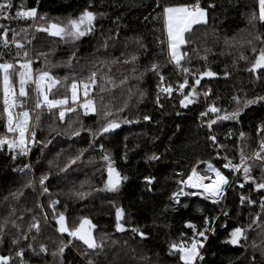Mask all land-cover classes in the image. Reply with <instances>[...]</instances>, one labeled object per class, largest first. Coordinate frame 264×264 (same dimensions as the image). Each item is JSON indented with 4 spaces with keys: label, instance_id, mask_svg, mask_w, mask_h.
Wrapping results in <instances>:
<instances>
[{
    "label": "trees",
    "instance_id": "16d2710c",
    "mask_svg": "<svg viewBox=\"0 0 264 264\" xmlns=\"http://www.w3.org/2000/svg\"><path fill=\"white\" fill-rule=\"evenodd\" d=\"M196 2L207 10V23L194 25L192 32L185 34L190 42L181 51H187L190 59L181 63L193 72L198 69L216 73L214 77L201 79L197 86L201 92L210 89L207 104L214 102L216 106L231 111L237 107L232 100L236 96L243 108L239 123L218 121L211 130L207 121L213 114L200 116L207 107L203 95L188 108L179 106L180 97L176 92L171 98L161 96L157 104L159 78L148 70L152 64H158L166 82L174 85L182 82V75L173 65L166 63L167 37L162 9ZM12 4V14L21 8H36L37 15L44 16L46 21L75 18L85 8L95 12L94 31L75 42H60L47 33L34 32L28 20L0 18V24L17 32L29 29L27 39H23V33L17 39L25 43L34 58V73L44 67V57L37 58V53L45 52L50 61L48 67L57 76L80 79L96 71L99 84H104L105 77L110 76L115 87L107 84L103 93L92 90L97 107H100L99 96L103 95L104 104L118 117L135 122L122 123L113 133L93 141L87 131H81L79 136L70 135L72 129L68 124L79 116L85 128L95 130L98 121L103 122L99 115L85 116L78 108L76 113H66L65 121L61 122L45 112L35 129L36 143L30 153L32 174L14 170L28 165L27 157L12 160L6 148L0 152V223L8 216L10 207H14L15 215L10 219L20 226L17 231L11 223L8 224L0 238V255L13 256L12 264H19L15 253L20 249L24 250L26 264H183L178 254H170L169 244L192 236V230L186 224L192 223L202 229L205 218H208L212 230L206 232L202 264H264V254L251 247L253 239L260 241L255 232L248 233L247 244L244 241L240 245L226 243L234 226L247 225L253 215L260 212L259 201L264 190L256 191L254 185L243 181L242 173L233 176L223 168L224 157L239 163L243 145H247L244 147L246 155L257 149L261 139L257 133L264 126V102L243 107V101L264 96V69L256 74L246 70L258 53L253 54L247 45L240 47V42L250 38L249 33L253 31L247 18L254 10V0H12ZM256 28L264 34V25L257 23ZM31 38L32 45L27 42ZM255 44L260 47L259 42ZM205 49L208 50L206 61L197 55L198 52L203 56ZM0 52L4 54L2 59L11 60L16 49L14 45L9 49L0 47ZM241 52L248 57L247 61L239 59ZM132 55L138 59L134 63H124ZM70 58L71 66H64ZM54 64L59 66L52 67ZM257 75L260 79L256 78ZM122 80L126 83L122 84ZM192 82L193 78L189 76V83ZM63 92L61 85L53 89L57 96ZM80 99L83 100L82 93ZM124 104L127 105L124 111L117 112ZM2 107L0 99V111ZM26 107H34L32 99L28 100ZM144 116L150 119L146 121ZM3 123L0 119V135L5 131ZM77 127L78 124H72V128ZM241 132L246 134L244 141L239 138ZM209 135L216 136L217 146L208 139ZM101 144L103 152L114 161L113 166L121 176L127 177L115 192L103 190L107 170L101 159ZM80 152L83 155L76 163L61 171L69 159ZM153 155L159 159H149ZM198 161L212 163L228 177L230 186L224 200L213 203L201 195H181L179 203L174 202L170 197L178 188L177 180L181 177L187 179L194 166L201 170L205 163L197 165ZM248 163L252 165L251 175L259 181L261 162L249 160ZM42 175L48 176L45 183L49 191L43 200L47 220L37 206L36 185ZM145 177H154V182L147 185ZM29 179L33 180L35 190L24 188V195L18 201L13 199L10 193L22 188ZM240 183H244L243 188L239 187ZM185 191L198 190L186 188ZM78 192L87 195L80 198L76 195ZM241 194L256 203L241 205ZM52 200L59 201L54 208ZM116 208L124 209L121 223L128 229L125 232L116 231ZM225 211L227 216L223 214ZM54 212L65 215L69 228L77 227L81 218L90 219L96 225L93 235L98 242L103 240V248L93 251L67 233L58 232ZM33 218L39 222L38 233L35 229L28 231ZM132 228H138L145 237L133 233ZM23 235L28 239H22ZM13 239L19 243L13 244ZM61 243L65 245L64 252L54 256ZM29 244L31 248L27 247ZM41 245L45 246L46 252L40 251Z\"/></svg>",
    "mask_w": 264,
    "mask_h": 264
},
{
    "label": "snow or ice",
    "instance_id": "6c2138e0",
    "mask_svg": "<svg viewBox=\"0 0 264 264\" xmlns=\"http://www.w3.org/2000/svg\"><path fill=\"white\" fill-rule=\"evenodd\" d=\"M209 7H214V5H209ZM12 8V0H3V2H0V18L4 20L18 19L31 21L29 27L34 32L47 33L50 37L58 38L60 42H75L91 34L95 29V21L97 19V14L90 11L88 8H85L77 17L68 18L66 22L46 21L44 16L37 15L36 8H21L15 11L14 14H12ZM247 19L253 31L249 33L250 38L240 42V47L247 45L253 54L258 53L255 55L250 66L246 69L248 72L256 74L259 70L264 69V34L260 33L256 28L257 23L264 25V0H254V10L250 12ZM162 20L167 37L166 63L173 65L174 69L182 75V82L176 85H174L173 82H166V77L160 72V65L152 64L148 70L154 72L159 78L156 94L157 104L160 102L161 95L171 98L174 92L179 94V106L181 108H188L189 105L197 103L201 95L205 97V102L207 104V97L210 95V89L201 92L198 90L197 86L200 85L201 79L204 77H214L216 73L210 70L200 72L198 69L193 72L189 67L181 63L186 59H190L187 51H181L182 47L190 42L186 40L185 34L191 33L194 25L207 23V10L202 8L199 2L177 6H165L162 9ZM39 21L46 22L39 23ZM9 31H11V37H9ZM21 33L24 34L23 39H27L29 29L23 28L20 32H17L15 29H9L6 25L0 24V47L9 49L14 45L16 49L15 55L11 60L2 59L4 54L0 52V93H2L0 99H2L3 104L2 111H0V119L4 121L3 128L5 130L4 134L0 135V150L6 148L8 153L11 154L12 160L17 159V157H27L29 155L31 146L36 143L35 129L39 127L41 116L45 112L61 122L65 121L66 113H76L78 108L83 110V115L85 116L89 114L99 115L103 118V122L98 121L95 130L85 128L83 124L80 123L79 116L68 124V127L72 129L69 133L70 135L79 136L81 131H87L93 141L98 137L113 133L121 127L122 123L130 124L135 122L127 118L118 117L108 105L104 104L103 95L99 96L100 107H97V98L91 94L92 90L98 89L99 93H103L107 90L105 85L111 84L115 87V83L111 80L110 76L105 77L104 84L98 83V73L96 71H91L87 77L80 79H76L74 76H57L48 67L50 61L47 59L48 53L45 52L37 53V58L44 57V67L34 73V58L30 55L25 43L17 39V36ZM27 42L30 44L31 40L28 39ZM255 42H259V48L256 47ZM226 43L228 42L226 41ZM232 46L235 47V44ZM193 51L197 50L193 49ZM207 51L208 50L205 49V54L203 56H199L197 52L198 58L206 61ZM137 59L138 57L132 55L126 58L124 63H134ZM239 59L247 61L248 57L241 52ZM233 63H235V61H233ZM58 66L59 65L55 64L52 65V67ZM64 66H71V58L67 62H64ZM133 71H135V68H133ZM227 75L228 73L225 72V76ZM189 76L193 78L191 84L189 83ZM256 78L260 79V76L257 75ZM69 80H71V82L67 83ZM121 83H126V80H122ZM57 85H61L64 88V92L59 96L53 93V89H55ZM129 92H131V89H129ZM81 93L83 95V100L80 99ZM29 99H32L34 103V107L31 109L26 107ZM232 100L236 103L237 107L233 108L231 111L218 107L213 102L207 104L205 111L200 112L202 118L208 116L209 113L213 114L207 121L209 130H211L213 125L217 124L218 121H234L239 123V117L243 110L241 101L239 97L236 96H233ZM258 102H264V96H256L254 99L243 101V107H248ZM126 106V104L120 106L117 112H123ZM177 114L179 115V113ZM143 119L147 121L150 117L144 116ZM73 123L78 124L79 127L72 128ZM257 135L261 136L257 149L253 150L250 155H246L244 147L247 145H243L240 149L239 163H233L232 160L224 157L226 163L223 164V168L228 169L231 173H242L243 181L245 183L250 182L254 185L256 191H260L264 190V126L258 130ZM239 138L241 141H244L246 134L241 132ZM208 139L213 142L214 146H217L215 135H209ZM100 148L102 150L101 159L105 162L107 170V179L104 181L103 190L115 192L119 189L121 181L127 179V177L121 176V173L113 166L114 161L111 159L110 155L103 152V144L100 145ZM81 155H83V152H80L74 158H70L68 164L65 165L61 171L66 170L71 164H75ZM149 159L157 160L159 157L153 155L149 157ZM249 160L261 162V178L259 181L251 175L252 165L248 163ZM200 163L206 164L204 174H201L197 170V167L194 166L190 169V174L187 176V179L181 177L177 180L178 188L170 197L174 202L179 203V197L181 195H201L206 200L211 199L213 203H218L223 197L225 187L229 184L228 177L212 163L198 161L197 165ZM14 170L21 173H25L26 171L30 172L31 166L25 165L23 168ZM47 180V175L40 176L38 180L43 193H48L49 191L45 183ZM145 181L146 184L150 186L154 182V177H145ZM205 181L208 182L206 183ZM239 187L243 188L244 183H240ZM24 188H33V190H35L33 180L29 179L22 188L12 191L10 193L11 197L18 201L24 195ZM186 188L197 189L199 191H185ZM76 195L83 198L87 193L78 192ZM4 199L7 200L8 197H4ZM245 202H247L248 205L256 203V201L252 200L250 197L241 194V205L245 204ZM58 203L59 201L57 200L51 201L53 208ZM259 208L260 212L254 214L247 225L234 226L231 229L229 233L230 238L226 243L240 245L241 241H244V243L247 244L249 239L248 233L255 232L256 235L260 237V241L258 243L256 239H253L251 247L253 250L259 249L262 254H264V196H262L259 201ZM15 211L14 207H10L8 216L4 217L3 223H0V238L5 234L9 223H11V226L16 228L17 231L20 230V226L16 224L14 220L10 219L15 215ZM223 214L225 216L228 215L226 211ZM124 215L123 208H116L115 228L118 232H125L128 230L124 224L121 223ZM54 218L58 225L57 231L61 234L67 233L69 237L81 241L88 249L93 251L103 248V240L98 242L93 235V230L96 225H94L90 219L86 217L81 218L77 227L69 228L63 213L56 214L54 212ZM45 219H47L46 214ZM214 219L215 218H213V222ZM209 223V219L205 218L204 227L202 229H197L192 223L186 224V227L192 230V236L183 241L171 242L169 244L170 254H178V259L182 261L183 264H197L198 261H202L204 259L201 253V249L204 247L203 241L207 240L206 232L212 230L209 228ZM33 229H35L37 233L40 231L39 222H37L35 218H33L30 223L28 231L31 232ZM131 231L141 238L145 237V233L141 232L138 228H132ZM22 239L27 240L28 236L23 235ZM33 239H35V237H33ZM12 243L18 244L19 241L13 239ZM27 247L31 248L32 245L29 244ZM64 248L65 245L61 243L58 251L54 252L53 255L62 254ZM40 251L46 252L47 249L45 246L41 245ZM15 256L19 258V264H26L23 249L17 250ZM12 262L13 256L0 255V264H12Z\"/></svg>",
    "mask_w": 264,
    "mask_h": 264
},
{
    "label": "rangeland",
    "instance_id": "374dc122",
    "mask_svg": "<svg viewBox=\"0 0 264 264\" xmlns=\"http://www.w3.org/2000/svg\"><path fill=\"white\" fill-rule=\"evenodd\" d=\"M66 20L67 19H59V20H56L55 22H66ZM31 45H32V38H31V43H30ZM161 96H164V95H161ZM205 169H206V164H204L203 166H202V169L200 170V169H198L197 168V170L201 173V174H204V171H205ZM33 173V170H32V172L30 173V174H32ZM208 181H206V183H207ZM229 186H230V184H228L226 187H225V191H224V194H223V197L219 200V202H221V201H223L224 200V197L226 196V193H227V190H228V188H229ZM36 189H37V206H38V208H39V210H41V213L43 214V218L45 217V213H43L44 211H43V209H44V203H43V200H45V198L46 197H44L45 196V193H43L42 191H41V188H40V186L39 185H36ZM195 190H197V189H195ZM199 191V190H198ZM46 200H48L49 201V198H47ZM47 201V202H48ZM46 202V203H47ZM47 219H48V217H47ZM46 219V220H47Z\"/></svg>",
    "mask_w": 264,
    "mask_h": 264
},
{
    "label": "built area",
    "instance_id": "2783aa9c",
    "mask_svg": "<svg viewBox=\"0 0 264 264\" xmlns=\"http://www.w3.org/2000/svg\"><path fill=\"white\" fill-rule=\"evenodd\" d=\"M31 150H32V146H31ZM0 152H3V150H0ZM30 153H31V151H30ZM30 153H29V155L27 156V161H28V165H30L31 166V163H30ZM225 163H226V161H225ZM228 170V169H227ZM229 171V170H228ZM32 172V167H31V171L30 172H28V171H26L25 173H31ZM230 172V171H229ZM233 174V176H236V175H238V173H232ZM206 242V240H204L203 241V243H205ZM203 250H204V247L201 249V253H202V255H203ZM204 257V256H203ZM204 260V259H203ZM203 260L202 261H198L197 262V264H202V262H203Z\"/></svg>",
    "mask_w": 264,
    "mask_h": 264
},
{
    "label": "bare ground",
    "instance_id": "6f19581e",
    "mask_svg": "<svg viewBox=\"0 0 264 264\" xmlns=\"http://www.w3.org/2000/svg\"><path fill=\"white\" fill-rule=\"evenodd\" d=\"M206 182V181H205Z\"/></svg>",
    "mask_w": 264,
    "mask_h": 264
}]
</instances>
